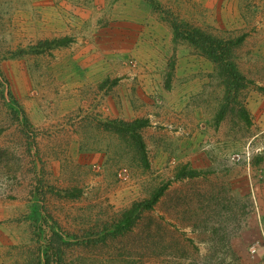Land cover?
Masks as SVG:
<instances>
[{
	"label": "rangeland",
	"instance_id": "rangeland-1",
	"mask_svg": "<svg viewBox=\"0 0 264 264\" xmlns=\"http://www.w3.org/2000/svg\"><path fill=\"white\" fill-rule=\"evenodd\" d=\"M262 231L264 0H0V264H264Z\"/></svg>",
	"mask_w": 264,
	"mask_h": 264
},
{
	"label": "trees",
	"instance_id": "trees-1",
	"mask_svg": "<svg viewBox=\"0 0 264 264\" xmlns=\"http://www.w3.org/2000/svg\"><path fill=\"white\" fill-rule=\"evenodd\" d=\"M191 41L193 43H195V44L198 43V42L193 41L192 39H191ZM70 42H71V39L67 38V37L60 38V39H55V40H52V41H43V42L38 43L37 46L33 48V50L31 49V51L33 53L40 54V53L44 52L45 50H51L53 48H59V47H66V46H68L70 44ZM203 44H205V43H203ZM216 52H217V48H215V47L213 48V43H211L209 45V49H208V52H207L208 57L210 59L214 60V61L219 59L216 56V54H217ZM229 71H230L231 75L234 78L233 81L236 82L238 80L239 76L236 74L235 68L231 66L229 68ZM13 113L16 115L15 111ZM147 125H148V121L147 120H141V119L135 120V121L130 122V123H126V122H123V121H114L112 123V125H111V128L116 130V132H118V133H123V134L128 133V134H130L131 138L134 141H136V143L138 145V148L143 151L144 144L142 142L141 136L138 134V131L140 129L146 127ZM104 127L108 129L110 126L105 125ZM194 175H195V172H191L189 174V176H192V177ZM162 192H163V189H160L158 192H156L150 198V200H147L145 202H142L140 204L135 205L133 207V209L129 213H127L125 215V218H124L125 227L128 228L132 224L131 220H132V213L133 212H136L138 210V208H142L143 210L150 209L157 202V200L161 196Z\"/></svg>",
	"mask_w": 264,
	"mask_h": 264
},
{
	"label": "built area",
	"instance_id": "built-area-1",
	"mask_svg": "<svg viewBox=\"0 0 264 264\" xmlns=\"http://www.w3.org/2000/svg\"><path fill=\"white\" fill-rule=\"evenodd\" d=\"M236 160H240V157L237 156ZM117 177L119 180H126L128 178V172L126 169H120L117 173ZM249 257L252 260H256L264 255V232H261V236L259 239H256L248 248ZM254 262L253 264H256Z\"/></svg>",
	"mask_w": 264,
	"mask_h": 264
}]
</instances>
